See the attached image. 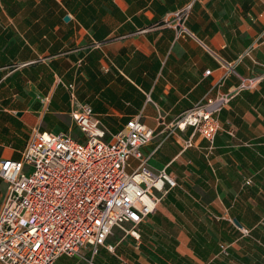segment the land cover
Returning <instances> with one entry per match:
<instances>
[{"label":"crops","instance_id":"obj_1","mask_svg":"<svg viewBox=\"0 0 264 264\" xmlns=\"http://www.w3.org/2000/svg\"><path fill=\"white\" fill-rule=\"evenodd\" d=\"M188 3L193 35L177 38L164 20ZM263 75L264 0H0V158L20 159L35 131L82 138L74 85L107 139L140 115L154 130L149 166L176 180L139 239L109 237L114 252L57 264H264ZM253 77L218 114L212 148L192 127L171 132L207 95ZM7 187L0 177V208Z\"/></svg>","mask_w":264,"mask_h":264},{"label":"built area","instance_id":"obj_2","mask_svg":"<svg viewBox=\"0 0 264 264\" xmlns=\"http://www.w3.org/2000/svg\"><path fill=\"white\" fill-rule=\"evenodd\" d=\"M191 9L188 3L164 20L177 38L193 35L187 27ZM259 81L244 78L228 92L207 95L171 123V132L192 127L212 148L220 129L218 114ZM68 88L75 104L70 116L83 137L35 131L20 159L0 158V177L8 184L0 208V264H57L61 256L81 255L87 247L93 253L99 246L114 252L115 245L108 243L114 228L139 239L141 223L155 213L167 187L176 185L168 171L149 166L142 148L154 130L140 115L107 139L92 106L76 100L74 85ZM185 142V148L194 144Z\"/></svg>","mask_w":264,"mask_h":264},{"label":"rangeland","instance_id":"obj_3","mask_svg":"<svg viewBox=\"0 0 264 264\" xmlns=\"http://www.w3.org/2000/svg\"><path fill=\"white\" fill-rule=\"evenodd\" d=\"M131 229V225L129 224H126V227H125V230H130ZM113 234L110 236L111 239H117L119 238L123 233H126V231H124L123 229H120L119 227H115L114 230H113ZM84 253H82L80 256H82ZM80 256H76V257H79L81 258ZM79 258H74V259H79ZM83 259V256L82 258ZM87 263V262H86Z\"/></svg>","mask_w":264,"mask_h":264},{"label":"water","instance_id":"obj_4","mask_svg":"<svg viewBox=\"0 0 264 264\" xmlns=\"http://www.w3.org/2000/svg\"><path fill=\"white\" fill-rule=\"evenodd\" d=\"M68 19H70V18H69V17H66V18H65V20H68Z\"/></svg>","mask_w":264,"mask_h":264}]
</instances>
